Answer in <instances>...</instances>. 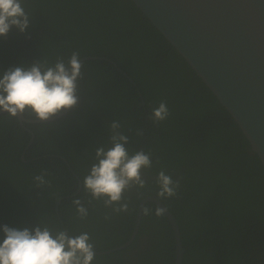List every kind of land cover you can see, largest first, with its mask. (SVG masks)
<instances>
[{"label": "trees", "instance_id": "16d2710c", "mask_svg": "<svg viewBox=\"0 0 264 264\" xmlns=\"http://www.w3.org/2000/svg\"><path fill=\"white\" fill-rule=\"evenodd\" d=\"M22 4L30 23L23 33L15 26L10 29L9 46L0 36V74L37 60L67 61L73 51L80 58H93L82 61L79 102L67 115L45 123L25 122L22 128L14 117L0 114V226H58L71 235L88 232L91 241H98L99 235L95 249L114 248L118 244L112 242L132 232L140 200L156 196L155 178L164 170L173 180L180 179L177 196L159 199L178 223L182 264H264L261 162L210 89L135 4L131 0H22ZM160 101L167 103L170 115L154 123L149 115ZM24 116L35 119L27 111ZM114 119L129 137V152L143 149L152 159V167L142 170L145 188L127 190L129 207L120 213L92 200L83 187L70 197V179H77L67 168L70 156L76 165L86 163L75 168L82 183L95 148L109 146L106 136ZM28 126L40 128L35 137L25 130ZM41 138L48 143H40ZM53 153L59 157L44 156ZM42 170L47 183L37 189L33 176ZM60 197L62 204L55 208ZM76 197L88 209L83 220L75 206L70 207ZM145 205L153 212L141 213L138 231L150 232L152 264H174L172 231L164 216L154 214L153 203Z\"/></svg>", "mask_w": 264, "mask_h": 264}, {"label": "clouds", "instance_id": "9594fccd", "mask_svg": "<svg viewBox=\"0 0 264 264\" xmlns=\"http://www.w3.org/2000/svg\"><path fill=\"white\" fill-rule=\"evenodd\" d=\"M29 23L30 15L22 0H0V36H6L13 26L23 33ZM82 66L80 53L73 51L67 61L57 58L49 64L47 60H37L28 66L8 68L0 74V113L23 117L27 111L35 119L47 121L75 107L79 102L78 80ZM169 115L167 103L160 101L151 109L149 119L156 123ZM121 127L119 120L111 121L109 146L95 148L93 162L82 178V187L92 200L102 201L103 206L114 213L128 210L124 193L132 188H145L142 170L152 167L150 153L143 149L129 152L126 147L129 137ZM136 134L142 136L143 132L137 130ZM46 174V170H42L33 179L43 185L47 183ZM155 183L158 185L156 196L160 199L175 197L180 189V179L173 180L164 170L157 173ZM72 204L79 219L88 216V209L79 197L74 198ZM166 210V206H157L154 214L163 216ZM151 212L153 209L147 205L142 208L145 216ZM0 231L3 233L0 264H92L95 259V246L88 232L71 235L67 229L47 224H38L32 229L2 225Z\"/></svg>", "mask_w": 264, "mask_h": 264}, {"label": "water", "instance_id": "95a60500", "mask_svg": "<svg viewBox=\"0 0 264 264\" xmlns=\"http://www.w3.org/2000/svg\"><path fill=\"white\" fill-rule=\"evenodd\" d=\"M131 1L229 113L264 170V0ZM147 202L164 207L155 195L142 198L135 229ZM164 216L172 230L174 264H182L178 223L168 209Z\"/></svg>", "mask_w": 264, "mask_h": 264}, {"label": "flooded vegetation", "instance_id": "af4514ba", "mask_svg": "<svg viewBox=\"0 0 264 264\" xmlns=\"http://www.w3.org/2000/svg\"><path fill=\"white\" fill-rule=\"evenodd\" d=\"M5 37L8 40V46L11 45L12 44L11 36L6 35ZM6 60L7 59H5L3 61H6ZM80 60L84 61L83 57H81ZM69 111H70V109L63 110L57 116L51 117L47 121H39L37 119H28L25 116H23L22 118L14 117L12 119L14 121H18L20 123V125H22L21 127L25 128V125L23 124L25 122H27V124H38V123H45V122L53 121V120H56L57 118H59L60 116L67 115V113ZM25 130L28 131L32 137H35L34 131L38 132V131H40V128L38 127L36 129L32 130L28 126V128H26ZM2 139L3 138H0V140H2ZM106 139L108 140V136H106ZM40 143H42V144L48 143V141L44 138H41ZM3 146H5V144ZM26 150H27V147H25L24 152ZM44 156L45 157L52 156V157H57V158L59 157V155L57 153H53L50 155H44ZM21 158L23 159V154L21 155ZM72 160H76V158L70 156V167H67V168L70 170V175L72 174L77 179V182H75L73 177L70 179V182H71L70 190L72 191V194H70V197H74L75 195L82 192V183L79 180L78 175L75 173V168L79 169L78 167H83L84 164H86V163L82 162V163L76 165V162H72ZM23 161H25V160L23 159ZM72 182H74V184H72ZM39 187H40V184L37 183V189H39ZM64 198H66V197L64 196ZM160 203L163 206H165L164 203L161 202V200H160ZM60 204H62V198L61 197L58 198L57 200H55L53 203L55 208H57ZM70 207H74L73 204H70ZM71 212H72V210L70 209V213ZM136 217H137V210H136V214H134V217H133L134 224H133L132 232H130L128 234V237L123 236L121 241L112 242L113 245H115V244H118V245H115L114 248H110V249H106V250L95 249V256H98L99 258L96 260V262H93L92 264H149V263L152 264L153 263L155 254L152 255L153 252H148V248L150 246L149 241L151 239L150 232L148 230H143V231L139 232L138 228L135 229ZM167 223L169 225L168 221H167ZM69 227H70V225H69ZM169 227H170V225H169ZM170 230H171V227H170ZM120 233L121 232L119 230H117L115 232V235L118 236V235H120ZM96 238L98 239V241L96 240V241H91V242L94 244V246L96 248H99L98 247V246H100L99 245L100 244L99 235ZM174 253L175 252H173V261H174ZM144 255H146V256H144ZM101 260H104L105 262H103V261L101 262Z\"/></svg>", "mask_w": 264, "mask_h": 264}, {"label": "bare ground", "instance_id": "6f19581e", "mask_svg": "<svg viewBox=\"0 0 264 264\" xmlns=\"http://www.w3.org/2000/svg\"><path fill=\"white\" fill-rule=\"evenodd\" d=\"M24 157V156H23ZM197 162V161H196Z\"/></svg>", "mask_w": 264, "mask_h": 264}]
</instances>
